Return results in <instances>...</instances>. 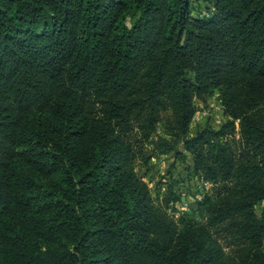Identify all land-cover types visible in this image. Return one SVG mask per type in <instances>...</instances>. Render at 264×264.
<instances>
[{
  "label": "trees",
  "instance_id": "1",
  "mask_svg": "<svg viewBox=\"0 0 264 264\" xmlns=\"http://www.w3.org/2000/svg\"><path fill=\"white\" fill-rule=\"evenodd\" d=\"M168 152L176 218L132 167ZM0 264H264V0H0Z\"/></svg>",
  "mask_w": 264,
  "mask_h": 264
},
{
  "label": "rangeland",
  "instance_id": "2",
  "mask_svg": "<svg viewBox=\"0 0 264 264\" xmlns=\"http://www.w3.org/2000/svg\"><path fill=\"white\" fill-rule=\"evenodd\" d=\"M193 104L195 110L188 125V135L204 125L216 127L224 118L216 90L206 96L204 100L194 98ZM160 134H162L161 126L158 124L152 137ZM151 147L150 143L145 142L141 143L138 148L141 149L140 152L146 154L151 150ZM186 162H189L187 158ZM132 167L135 174L146 184L155 202H159L166 186L170 185L171 190L176 193L177 199L173 202L170 201L168 207L164 209L173 218H176L179 212L194 209L196 201L209 188L208 183L188 174L184 168V162L175 158L171 152L151 155L145 162L141 156H138L134 159ZM192 212L194 215L198 213L196 210ZM224 249L228 250L227 247Z\"/></svg>",
  "mask_w": 264,
  "mask_h": 264
}]
</instances>
